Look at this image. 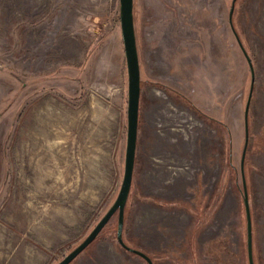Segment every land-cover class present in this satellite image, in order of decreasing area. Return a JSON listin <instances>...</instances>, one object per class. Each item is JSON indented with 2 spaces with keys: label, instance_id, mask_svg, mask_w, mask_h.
I'll return each mask as SVG.
<instances>
[{
  "label": "rangeland",
  "instance_id": "1",
  "mask_svg": "<svg viewBox=\"0 0 264 264\" xmlns=\"http://www.w3.org/2000/svg\"><path fill=\"white\" fill-rule=\"evenodd\" d=\"M232 4L134 0L141 98L127 239L153 264H249L252 75ZM235 5L257 82L246 178L264 264V0ZM127 110L120 0H0V264H58L91 233L121 188ZM117 223L71 264H148L122 250Z\"/></svg>",
  "mask_w": 264,
  "mask_h": 264
},
{
  "label": "water",
  "instance_id": "2",
  "mask_svg": "<svg viewBox=\"0 0 264 264\" xmlns=\"http://www.w3.org/2000/svg\"><path fill=\"white\" fill-rule=\"evenodd\" d=\"M236 2L237 0H233L231 12H230L231 24H232V18H233ZM120 22H121L122 39L124 42L127 72H128L127 144H126L123 181L115 202L108 209L105 215L100 219V221L96 224V226L91 231V233L85 238V240L81 244H79L58 264H71L84 250H86L97 239V237L100 235L102 230L106 227V225L116 214H118L117 240L120 243V245L127 251L143 258L148 264H153L152 259L147 254L127 246L123 239V232L125 225V208L129 199L133 177H134V168H135V160H136L137 141H138L140 98H141V65H140V57L137 46V37H136V29H135L134 0H120ZM236 37L247 59L252 75L251 89L245 110L246 137H245V145L241 159V173L243 179L244 204H245L246 218H247L248 258H249V264H255L254 255H253L252 214H251L244 166H245V159L249 146L248 116H249L251 99L253 96V87L255 84L256 74L250 56L248 55L246 49L244 48L240 38L237 35Z\"/></svg>",
  "mask_w": 264,
  "mask_h": 264
},
{
  "label": "trees",
  "instance_id": "3",
  "mask_svg": "<svg viewBox=\"0 0 264 264\" xmlns=\"http://www.w3.org/2000/svg\"><path fill=\"white\" fill-rule=\"evenodd\" d=\"M235 8H236V5H235ZM234 14H235V10H234V13H233V18H232V24H231V27L233 26V32L235 33V35H237L236 33V31H235V28H234ZM138 46V45H137ZM139 51V50H138ZM257 65V64H256ZM256 84H257V82H256V80H255V84H254V91H255V87H256ZM255 92H253V96H252V99H251V104H250V109H249V116H248V123H249V143H250V120H251V111H252V106H253V104H254V100H255ZM248 148H249V146H248ZM247 153H248V150H247ZM246 158H247V154H246ZM244 168H245V177H246V159H245V166H244ZM133 179H134V177H133ZM246 181H247V178H246ZM247 187H248V182H247ZM132 191H133V182H132V187H131V191H130V195H129V199H128V202H127V205H126V208H125V225H124V232H123V239H124V242H125V244L127 245V246H129V247H131V248H133V249H136V250H139L140 248L139 247H137V246H134L130 241H128V239H127V237L129 236V233H130V228H128V220H127V218H128V207H129V203H130V201H131V198H132V195H133V193H132ZM248 194H249V189H248ZM249 198H250V195H249ZM250 200V199H249ZM245 205V204H244ZM115 216H117L118 217V214H116V215H114L113 216V218L115 217ZM112 218V219H113ZM111 219V220H112ZM111 220H110V222H111ZM109 222V223H110ZM108 223V224H109ZM107 224V225H108ZM106 225V226H107ZM117 227H118V223H117ZM106 228V227H105ZM104 228V229H105ZM103 229V230H104ZM103 230H102V232H103ZM101 232V233H102ZM100 233V234H101ZM99 237V236H98ZM97 237V238H98ZM118 244H119V246L122 248V250L124 251V252H127V253H129L130 255H133V256H137V257H139V258H141L140 256H138V255H135V254H133V253H131V252H129V251H127L126 249H124L121 245H120V243L118 242ZM138 248V249H137ZM85 251V250H84ZM83 251V252H84ZM141 251V250H140ZM82 252V253H83ZM143 252V251H142ZM81 253V254H82ZM253 255H254V244H253Z\"/></svg>",
  "mask_w": 264,
  "mask_h": 264
}]
</instances>
